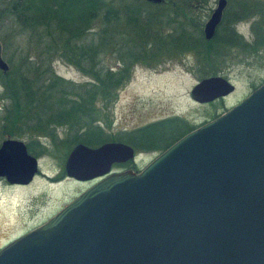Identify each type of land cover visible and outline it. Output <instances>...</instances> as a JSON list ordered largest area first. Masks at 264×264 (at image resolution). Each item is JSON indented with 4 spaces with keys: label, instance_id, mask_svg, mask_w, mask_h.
<instances>
[{
    "label": "water",
    "instance_id": "1",
    "mask_svg": "<svg viewBox=\"0 0 264 264\" xmlns=\"http://www.w3.org/2000/svg\"><path fill=\"white\" fill-rule=\"evenodd\" d=\"M152 4L163 0H145ZM225 0L202 27L210 40ZM7 63L0 56V71ZM220 75L199 79L197 103L227 96ZM120 141L75 144L63 170L100 178L43 223L0 248V264H264V81L216 117L181 135L138 171ZM37 159L18 139L0 141V178L27 185Z\"/></svg>",
    "mask_w": 264,
    "mask_h": 264
},
{
    "label": "trees",
    "instance_id": "2",
    "mask_svg": "<svg viewBox=\"0 0 264 264\" xmlns=\"http://www.w3.org/2000/svg\"><path fill=\"white\" fill-rule=\"evenodd\" d=\"M192 1L196 3L188 0L183 2L187 3L184 6L181 0H164L160 4L141 0H0V37L26 36L34 43L33 48L40 50L35 58H30L28 53L22 54L16 41V59L10 54L9 69L5 73L0 71V136H43L54 141L56 128H63L68 137L72 135L70 141L89 147L121 141L138 150L165 149L193 127L169 118L116 135L104 128L108 119L104 118L103 108H107L115 88L128 78L133 63L155 56L150 51L121 54L118 50L122 42L117 37L131 33L140 47L147 41L154 46L155 41L162 40L172 47L196 49L201 45L202 37L197 39L199 36L183 32L181 23L173 26L178 31L168 37L159 36L157 30L163 20L168 23L180 16L186 21L196 20L193 11L190 13ZM165 4L170 9H165ZM246 9L241 5V11ZM241 11L237 17L242 16ZM247 11L246 17L255 12L260 17L251 26L256 34L252 43H243L228 26L231 17L225 15L220 24L227 27L225 34L218 35L215 31L205 41L208 47L212 42L221 41L226 45H240L241 49L251 46L256 52L264 42V32L257 24L264 22V2L250 0ZM85 37L87 42L83 40ZM115 51H118L120 66L115 69L104 66L102 55ZM55 57L73 65L87 79L74 83L54 74L51 61ZM25 147L30 149V145Z\"/></svg>",
    "mask_w": 264,
    "mask_h": 264
},
{
    "label": "rangeland",
    "instance_id": "3",
    "mask_svg": "<svg viewBox=\"0 0 264 264\" xmlns=\"http://www.w3.org/2000/svg\"><path fill=\"white\" fill-rule=\"evenodd\" d=\"M215 1L207 0L204 7L190 8V13L193 11L196 20L186 21L178 16L179 19L172 22L167 23V20H163L157 29L159 36L167 35L168 37L172 32L178 31L173 26L178 27L181 23L183 32L199 36L197 39L202 37V43L195 47L196 49L172 47L163 40L162 43L155 41L154 46L147 41L140 47L134 42L135 35L133 40L130 32L127 37L116 38L122 42V47L118 50L121 54L126 51L135 54L150 51L149 54L155 53V56L146 57L141 62H134L130 67L128 78L115 88L107 108H103L104 118L108 119L104 127L106 131L119 135L123 131H130L148 123L169 118H176V122H184L195 128L225 111L264 81V42L255 52L251 46L241 49L240 45L233 43L226 45L221 41L212 42L208 47L206 40L203 39L201 27L214 7ZM260 1L264 2V0ZM249 2L250 0H228L224 14L231 17L229 28H233L243 43L248 44L252 43L256 36L251 26L260 19L257 12L251 17H246ZM243 4L247 8L245 11H241ZM164 8L170 9L166 4ZM239 11L242 16L237 17ZM257 24H260L264 32V22ZM226 28L225 25H219L215 31H218V35H223ZM133 31L135 32L134 29ZM83 40L88 41L87 37ZM16 41L19 43L22 54L28 53L30 58H35V54L40 51L37 47L33 48L34 43L26 36L0 37V56L7 63L8 69L10 54L13 55L18 50ZM118 51L103 54V65L113 69L119 67ZM15 55L13 58L16 59ZM51 67L54 74L65 80L80 83L87 79L73 65L57 57L51 61ZM210 75H220L227 79L233 84V91L210 103H197L190 99L188 92L192 85L200 78ZM1 91L2 87H0ZM68 136V133L63 132V128H56L54 141L43 136L30 138L23 135L20 138H14L21 140L25 146L30 145V149L26 148V150L37 159L38 171L27 185H10L0 178V248L20 234L44 222L100 178L98 176L75 180L64 174L65 157L75 144L74 141H70L72 135ZM4 138L10 137L0 136V141ZM129 146L133 148V158L124 163L111 164V172L124 169L140 170L160 152L138 150L133 145Z\"/></svg>",
    "mask_w": 264,
    "mask_h": 264
},
{
    "label": "flooded vegetation",
    "instance_id": "4",
    "mask_svg": "<svg viewBox=\"0 0 264 264\" xmlns=\"http://www.w3.org/2000/svg\"><path fill=\"white\" fill-rule=\"evenodd\" d=\"M141 1H145V0H141ZM184 1H188V0H181L182 3H183ZM227 1H228V0H225V5H224V7H223V9H222V12H221L220 21H219V23L217 24L216 28L221 24V22H222V20H223L222 17H223L224 14H225V8H226V5H227ZM145 2H146V1H145ZM192 2H193L192 5L189 4V6H192V7L198 9V8H200L201 6L204 7L205 4H206V2H207V0H196V3H195L194 1H192ZM147 3H150V2H147ZM216 3H217V0L215 1V5H214V7L216 6ZM150 4H152V3H150ZM184 4L186 5L187 3H183V5H184ZM214 7H213V8H214ZM213 8L211 9L210 13L212 12ZM193 15H194V14H193ZM209 15H210V14H209ZM209 15H208V17H209ZM208 17H207V18H208ZM207 18H206V20H207ZM206 20H205V21H206ZM205 21H204V22H205ZM204 22H203V24H204ZM203 24H202V27H203ZM202 27H201V28H202ZM213 101H214V100H213ZM211 102H212V101H211ZM209 103H210V102H209ZM137 170H138V169H137ZM137 170L135 169L134 171H137ZM96 180H97V179H96ZM96 180H95V181H96ZM95 181H94V182H95Z\"/></svg>",
    "mask_w": 264,
    "mask_h": 264
}]
</instances>
